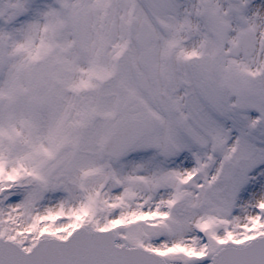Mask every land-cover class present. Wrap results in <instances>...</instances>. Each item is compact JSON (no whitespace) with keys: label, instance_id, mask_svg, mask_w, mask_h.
<instances>
[{"label":"snow or ice","instance_id":"snow-or-ice-1","mask_svg":"<svg viewBox=\"0 0 264 264\" xmlns=\"http://www.w3.org/2000/svg\"><path fill=\"white\" fill-rule=\"evenodd\" d=\"M0 264H264V0H0Z\"/></svg>","mask_w":264,"mask_h":264}]
</instances>
